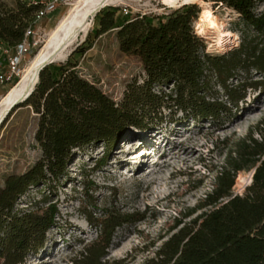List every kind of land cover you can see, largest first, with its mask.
Masks as SVG:
<instances>
[{
    "label": "trees",
    "instance_id": "obj_1",
    "mask_svg": "<svg viewBox=\"0 0 264 264\" xmlns=\"http://www.w3.org/2000/svg\"><path fill=\"white\" fill-rule=\"evenodd\" d=\"M211 1L234 11L258 36L243 35L238 49L211 55L195 31L201 13L196 4L158 16L126 15L122 8L108 6L95 16L92 31L66 63H53L41 71L33 94L17 109L31 106L39 115L35 140L42 157L26 173L8 176L0 187V264H26L30 255L44 248L47 233L59 224L57 205L50 200L77 151L99 144L111 150L131 130L149 132L168 119L179 122L177 112L185 119L223 123L232 112L229 104L237 106L248 89H264L262 80L230 83L240 72L246 76L253 70L264 73V13L257 14L264 0ZM38 10L20 0L15 8L0 0V47L15 50ZM113 31L121 52L139 59L145 72L142 83L135 79L128 84L120 103L83 79L70 60L83 57L96 40ZM217 87L222 88L226 102L219 98ZM164 110L174 116H165ZM258 131L262 140L251 133L242 141L238 158L220 173L214 191L187 216L210 209L189 223H177L173 230L183 226L146 264H264V128ZM105 162L102 159L98 167ZM253 168L252 184L243 195L234 194L240 172ZM39 187L48 192L42 199L49 202L48 209L42 214L18 210L19 200ZM144 220L139 212L107 210L102 219L90 215L89 223L100 234L72 264H106L103 260L117 230Z\"/></svg>",
    "mask_w": 264,
    "mask_h": 264
},
{
    "label": "rangeland",
    "instance_id": "obj_2",
    "mask_svg": "<svg viewBox=\"0 0 264 264\" xmlns=\"http://www.w3.org/2000/svg\"><path fill=\"white\" fill-rule=\"evenodd\" d=\"M3 1L11 8L18 2ZM196 5L201 12L210 9L224 23L220 30H207L206 35L201 36L209 54H229L240 47L243 35L258 36L227 7L211 0H202ZM112 7L127 8L131 15L154 16L176 9L165 6L164 0H125L124 4ZM70 9L61 8L40 24L43 37L34 57ZM262 13L264 6H259L257 14ZM93 27L94 21L90 32ZM230 33L236 35L237 40L228 37L227 46L219 48L217 38ZM83 39L80 38L71 52L83 43ZM69 57L59 63H66ZM70 60L77 65L83 79L116 103L123 100L129 83L135 79L142 83L145 78L140 60L121 52L116 31L96 40L83 57ZM30 64L25 66V71ZM24 72L6 95L11 86L0 88V103L20 83ZM237 75L230 81L232 85L246 78L264 81V73L254 70L247 76L241 72ZM217 91L219 98L226 102L222 88L217 87ZM229 107L231 115L223 123L185 119L177 112L175 119L179 122L168 119L149 132L131 130L111 150L99 144L77 151L50 200L56 203L59 211L58 227L47 233L44 248L38 254L30 255L26 264H72L78 253L93 244L100 234V229L92 226L88 217L102 219L107 210L139 212L145 220L118 229L114 245L103 261L106 264H146L154 258L163 244L183 226L173 230L177 223H189L210 209L196 210L192 216H187L214 191L220 173L232 159L238 158L242 141L251 133L254 139L262 140L263 134L258 130L264 128V89H248L243 101L237 106L229 104ZM163 113L169 118L174 116L173 113L169 115L168 110ZM39 120L31 106H24L3 124L0 131V187H4L8 176L26 173L41 159L42 152L35 140ZM127 142H135L132 150ZM102 159L106 162L98 167ZM254 172L255 168L240 172L234 194L245 193L253 182ZM44 192L42 187L32 188L19 200L17 209L44 213L49 207V202L42 200L48 195Z\"/></svg>",
    "mask_w": 264,
    "mask_h": 264
},
{
    "label": "bare ground",
    "instance_id": "obj_3",
    "mask_svg": "<svg viewBox=\"0 0 264 264\" xmlns=\"http://www.w3.org/2000/svg\"><path fill=\"white\" fill-rule=\"evenodd\" d=\"M201 1L202 0H164V5L172 9H177L184 5L197 4ZM124 3L125 0L75 1L57 27L50 32L44 48L34 57L35 59L33 58L34 60L32 59L33 61L31 60L32 62L30 61L28 63L31 64L26 71L24 69V76L20 83L0 103V123L11 106L35 87L39 81V71L45 64L50 62H64L68 59L73 46L79 42L80 38H84L81 42L86 40L93 26L95 15L99 11L107 6H118ZM223 25L224 23L218 19L210 9L205 8L201 12L200 18L195 25L196 33L199 36H205L207 30H220ZM228 37H235L237 40L236 35L231 33L221 34L217 38V46L221 49L227 46L226 38ZM126 144L129 146V149L132 150L135 142H127Z\"/></svg>",
    "mask_w": 264,
    "mask_h": 264
},
{
    "label": "built area",
    "instance_id": "obj_4",
    "mask_svg": "<svg viewBox=\"0 0 264 264\" xmlns=\"http://www.w3.org/2000/svg\"><path fill=\"white\" fill-rule=\"evenodd\" d=\"M39 7L34 16L33 24L28 28L24 41L15 49H2L0 52V88L10 87L20 79L25 66L35 56L41 45L43 28L40 25L45 19L61 8L71 7L77 0H20ZM123 13L132 14L127 8ZM1 48V47H0Z\"/></svg>",
    "mask_w": 264,
    "mask_h": 264
},
{
    "label": "water",
    "instance_id": "obj_5",
    "mask_svg": "<svg viewBox=\"0 0 264 264\" xmlns=\"http://www.w3.org/2000/svg\"><path fill=\"white\" fill-rule=\"evenodd\" d=\"M100 12V11H99ZM98 12V13H99ZM97 13V14H98ZM96 14V15H97ZM95 15V16H96ZM71 54H72V52H71ZM53 63H57V62H50V63H47V64H45V66H43V68H41L40 69V71H39V74H38V80H39V77H40V73H41V71L46 67V66H48V65H50V64H53ZM37 85V84H36ZM36 85H35V87L31 90V91H29L27 94H25L22 98H20L18 101H16L12 106H11V108L9 109V111L7 112V114L5 115V117H4V119L1 121V123H0V126L1 125H3V123H5V121L8 119V117L12 114V112L15 110V109H17V107H19V106H21V105H24L27 101H28V99L30 98V96L33 94V92H34V90H35V88H36ZM255 173V172H254ZM254 176V175H253Z\"/></svg>",
    "mask_w": 264,
    "mask_h": 264
},
{
    "label": "crops",
    "instance_id": "obj_6",
    "mask_svg": "<svg viewBox=\"0 0 264 264\" xmlns=\"http://www.w3.org/2000/svg\"><path fill=\"white\" fill-rule=\"evenodd\" d=\"M43 23V22H42Z\"/></svg>",
    "mask_w": 264,
    "mask_h": 264
}]
</instances>
